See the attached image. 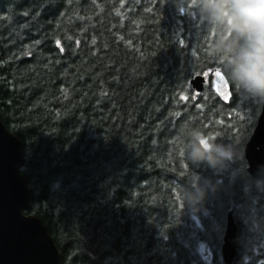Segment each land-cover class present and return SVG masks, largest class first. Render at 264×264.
Masks as SVG:
<instances>
[{
	"label": "trees",
	"instance_id": "trees-1",
	"mask_svg": "<svg viewBox=\"0 0 264 264\" xmlns=\"http://www.w3.org/2000/svg\"><path fill=\"white\" fill-rule=\"evenodd\" d=\"M214 37L181 0H0V119L21 141L25 213L60 264H224L231 209L232 264L264 261V192L252 184L264 168L250 176L244 158L262 106L228 80L229 104L189 86L223 72L208 56ZM186 127L241 158L219 173L189 164ZM191 171L220 181L196 212L177 194Z\"/></svg>",
	"mask_w": 264,
	"mask_h": 264
},
{
	"label": "clouds",
	"instance_id": "clouds-1",
	"mask_svg": "<svg viewBox=\"0 0 264 264\" xmlns=\"http://www.w3.org/2000/svg\"><path fill=\"white\" fill-rule=\"evenodd\" d=\"M190 3L199 19L215 33L208 56L223 70L227 80L245 100L264 106V0H181ZM184 156L191 165L205 164L214 173L226 163L241 158L239 149L203 136L186 127ZM220 181L202 178L191 171L178 196L192 212L199 210L208 192H214ZM258 192H264V178L252 181ZM259 231L260 226H253Z\"/></svg>",
	"mask_w": 264,
	"mask_h": 264
},
{
	"label": "water",
	"instance_id": "water-1",
	"mask_svg": "<svg viewBox=\"0 0 264 264\" xmlns=\"http://www.w3.org/2000/svg\"><path fill=\"white\" fill-rule=\"evenodd\" d=\"M216 71L194 76L189 81L190 88L199 97L209 83L219 100L229 104L230 84L221 70L223 78L216 76ZM244 158L250 176L264 168V106L244 145ZM20 162L21 141L0 119V264H60V254L46 226L38 217L25 213L29 190L26 177L17 168ZM262 210L264 226V204ZM200 253L206 257L205 248ZM220 253L224 264H232L237 255V225L232 209L227 213Z\"/></svg>",
	"mask_w": 264,
	"mask_h": 264
},
{
	"label": "snow or ice",
	"instance_id": "snow-or-ice-1",
	"mask_svg": "<svg viewBox=\"0 0 264 264\" xmlns=\"http://www.w3.org/2000/svg\"><path fill=\"white\" fill-rule=\"evenodd\" d=\"M58 46H59V43H58ZM216 76L223 78V77L221 76V72H220L219 69H217V71H216ZM181 98L184 99L183 96H182Z\"/></svg>",
	"mask_w": 264,
	"mask_h": 264
},
{
	"label": "rangeland",
	"instance_id": "rangeland-1",
	"mask_svg": "<svg viewBox=\"0 0 264 264\" xmlns=\"http://www.w3.org/2000/svg\"><path fill=\"white\" fill-rule=\"evenodd\" d=\"M202 247H205V249H206V256H209V250H208L207 246L202 245Z\"/></svg>",
	"mask_w": 264,
	"mask_h": 264
}]
</instances>
